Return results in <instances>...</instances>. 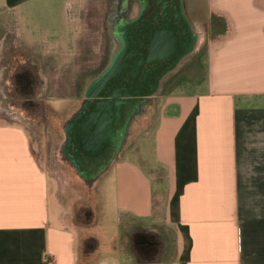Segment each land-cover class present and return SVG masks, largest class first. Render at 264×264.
Masks as SVG:
<instances>
[{
    "label": "crops",
    "instance_id": "1",
    "mask_svg": "<svg viewBox=\"0 0 264 264\" xmlns=\"http://www.w3.org/2000/svg\"><path fill=\"white\" fill-rule=\"evenodd\" d=\"M190 1L188 18L205 25L203 88L155 97L154 160L142 136L86 207L79 182L51 184L27 129L0 121V264H264V0ZM15 18L24 29L12 21L1 33L35 47L27 17ZM134 235L159 239L155 260Z\"/></svg>",
    "mask_w": 264,
    "mask_h": 264
},
{
    "label": "rangeland",
    "instance_id": "2",
    "mask_svg": "<svg viewBox=\"0 0 264 264\" xmlns=\"http://www.w3.org/2000/svg\"><path fill=\"white\" fill-rule=\"evenodd\" d=\"M183 1L185 12L190 17L192 13L190 5L192 3L190 0ZM107 2L108 0H29L19 8L3 10L4 1L0 0V34L4 26H10L12 21H16V24L24 29V23L15 18L17 14H24L28 21L27 28L30 29L28 34L35 43L36 48L40 49L44 57H51L55 65V71H49L50 82L48 76L43 74L44 79L46 78V87H50L47 91L50 97L47 98L46 102L49 106L48 115H46L48 123L44 124L34 118L20 116L15 109L8 107L6 105L7 101L2 98L1 86L0 121L15 122L27 129L33 153L39 164L49 175L51 184L61 187V185H64L63 183L68 186L73 183V180L74 183L75 181L79 182L78 184L84 190L85 207L92 197L89 188L102 186L105 176L103 174V177L99 178L100 181L98 180L99 183L95 182L96 184L83 181L63 157L61 146L65 138L64 127L82 103H80V99H75V96L82 94L89 78V75L81 77L83 71L88 69V64L85 63L82 66L80 61H77L79 50L95 51V66L103 57L104 20L109 4ZM202 28L204 30L205 25ZM202 28L200 27L201 30ZM93 31L99 45L96 44L97 47L93 46L92 48H88V45H80L79 37L83 39ZM202 43L205 42H201L200 50L193 53L173 75L163 82L161 92L164 95L190 93L200 89V87L203 88L206 76L203 61L206 56L204 44ZM3 67L4 65L1 63L0 75ZM77 89L80 90L78 93ZM155 99L145 107L144 113L134 121L129 138L122 151L126 147L131 148L138 144V139L143 136L145 139L142 141V152L144 156L153 158V142L150 135L157 122V111L161 104L159 99ZM3 101L6 102L4 106ZM149 163L152 164L153 161ZM153 178L155 182L153 189L155 191L157 189L155 209L161 216L166 198L165 189L162 190L159 185L163 181L161 172L155 173ZM62 180H65V182ZM109 210L110 205L106 219H114L113 210ZM94 234L104 235L99 231H95Z\"/></svg>",
    "mask_w": 264,
    "mask_h": 264
},
{
    "label": "water",
    "instance_id": "3",
    "mask_svg": "<svg viewBox=\"0 0 264 264\" xmlns=\"http://www.w3.org/2000/svg\"><path fill=\"white\" fill-rule=\"evenodd\" d=\"M156 3L158 12L151 17L158 24L147 26L145 38L133 47L120 37L113 60L88 79L84 100L64 127L62 155L87 183L107 171L134 121L202 42V30L188 18L183 0Z\"/></svg>",
    "mask_w": 264,
    "mask_h": 264
},
{
    "label": "flooded vegetation",
    "instance_id": "4",
    "mask_svg": "<svg viewBox=\"0 0 264 264\" xmlns=\"http://www.w3.org/2000/svg\"><path fill=\"white\" fill-rule=\"evenodd\" d=\"M156 2L157 0H108L103 31V40H105L103 42V57L95 66V51L80 49L77 61H80L82 66L85 63L88 64V69L81 74L82 78L88 75L89 78L95 76L113 60L119 48L121 36L125 37L128 47H133L136 43L143 41L147 26H156L159 22L158 19L153 21L151 17L158 12ZM2 36L4 37L0 44V64L2 63L4 67L0 75V86L3 92L2 98L7 101V103L2 102L3 106L6 103L8 107L15 109L20 116H28L40 123L47 124L46 115H48L49 106L46 102L47 98L50 97L47 94L50 87H46V78L44 79L43 74L49 78V71H55L52 58L44 57L36 46L27 49L17 38L8 33H1L0 38ZM79 44L88 45V48L96 46L98 41L94 36V31L80 39ZM76 91L78 93L80 90L77 89ZM77 98L80 99V103L83 102L84 90L82 94L75 96V99ZM110 157L111 155L109 160ZM139 236L147 238L151 244L147 253L155 260L161 249L159 239L156 236L146 235H134V238L137 240Z\"/></svg>",
    "mask_w": 264,
    "mask_h": 264
}]
</instances>
